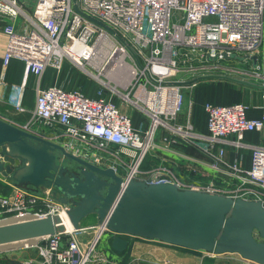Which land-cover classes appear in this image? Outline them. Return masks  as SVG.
Instances as JSON below:
<instances>
[{
  "label": "built area",
  "instance_id": "built-area-1",
  "mask_svg": "<svg viewBox=\"0 0 264 264\" xmlns=\"http://www.w3.org/2000/svg\"><path fill=\"white\" fill-rule=\"evenodd\" d=\"M30 4L31 0H0V23L8 35L4 67L13 58L25 64V81L13 84L10 95L16 110H26L28 76L34 73L38 80L35 106L25 128L48 138L33 126L62 127L72 142L101 152L99 157L91 152L97 162L113 160L108 166L124 184L136 179L198 189L177 171L178 167L196 176L204 174L199 157L176 150L183 145L200 152L226 179L239 182L231 190L212 186L202 190L231 192L235 199L264 205V146L243 142L246 132L264 129V116L250 118L249 106L242 102H206L208 133L200 132L190 122L177 121L183 96L173 79L180 71L177 46L200 51L206 61L187 70L206 71L219 67L210 56L222 59L224 53L254 54L264 49V0H35L32 14L27 9ZM174 10L183 12L180 22H172ZM66 59L98 81L94 96L77 88L41 87L46 70H60ZM133 113L139 115L140 124ZM231 135L236 136L237 147L251 148L250 168L243 166V156L227 160L226 149L218 145ZM152 152L176 167L162 163L143 169ZM67 207L53 187L38 193L15 186L0 194V219L29 212L61 214ZM106 231L98 224L57 233L37 245L40 259L26 258L20 264H108L109 258L97 249Z\"/></svg>",
  "mask_w": 264,
  "mask_h": 264
},
{
  "label": "water",
  "instance_id": "water-1",
  "mask_svg": "<svg viewBox=\"0 0 264 264\" xmlns=\"http://www.w3.org/2000/svg\"><path fill=\"white\" fill-rule=\"evenodd\" d=\"M224 58L252 59L259 55L224 53ZM214 62L219 56H210ZM208 79H228L255 88L249 81L227 75L203 74L190 85ZM0 174L17 184L56 187L71 228L60 225L61 214L25 213L0 219V252L39 245L46 238L69 230H80L95 216L111 234L110 247L125 253L131 237L157 240L164 244L217 255L238 253L243 258L264 264V205L260 201L233 198L220 193L180 189L171 183L149 184L143 180H124L114 168H103L82 158L65 146L0 117ZM64 156L80 165L71 170L58 162ZM27 161L30 167L19 175L16 164ZM260 237V238H259Z\"/></svg>",
  "mask_w": 264,
  "mask_h": 264
},
{
  "label": "crops",
  "instance_id": "crops-1",
  "mask_svg": "<svg viewBox=\"0 0 264 264\" xmlns=\"http://www.w3.org/2000/svg\"><path fill=\"white\" fill-rule=\"evenodd\" d=\"M8 45V35L3 30V24L0 23V117L14 123L20 127H25L28 122L29 118L31 117V112L35 106V99H36V89H37V76L34 73H31L26 81L25 88H24V98L23 103L26 108L25 111H18L16 110L10 102V95L13 93V84H22L25 81V64L22 60L13 58L7 68L4 67L3 61L4 56L6 53ZM240 56H245L248 53H237ZM259 55L258 58V65L254 67V62L252 59L248 58L245 60H240L236 58H222L219 59L216 63L218 64V68L214 69L213 72H216L219 75H227L233 78L235 72H241L250 70V75L253 78L254 84L259 86H264V49L260 48L256 53L251 55ZM70 61L69 59H66ZM65 60V61H66ZM71 62V61H70ZM238 68V69H236ZM54 68H48L42 78L41 87L48 88L53 85L62 86L66 89H72L69 87H65L62 84L64 82H56V78L54 77ZM215 73V74H216ZM240 80H245L243 78H236ZM185 80V81H190ZM184 81V80H183ZM210 83L211 85L205 90H198L194 93L195 99V106L194 100L190 99L189 101V110L191 109V104L193 103V108L191 110V122L194 127L203 133H208V115L204 112V107L202 103H206L202 99L203 93H205V99L209 102H213L215 104L220 105H229L238 102H243L248 104L249 108L247 114L250 118H261L264 116V98L263 92L264 88H255L248 85H244L235 81H231L228 79H208L205 80ZM247 81V80H245ZM203 82V81H202ZM250 82V81H249ZM62 83V84H61ZM215 83H223V84H215ZM83 84V83H82ZM83 87V88H82ZM81 88L78 87L77 89H82L84 93H87L86 86H82ZM214 96V97H213ZM209 98V99H207ZM226 98V99H225ZM225 100V101H224ZM245 101V102H244ZM201 107V109L199 108ZM206 114L203 119H201V115L204 116L203 112ZM186 122V121H185ZM40 126H33V130L37 131L40 134H44L50 139H54V137L61 136L63 138H68L64 135V129L60 126L53 127V128H46ZM68 138L67 141H69ZM237 140L236 136L231 135L229 136L225 142H221L218 145L223 146L226 149V158L227 160L234 162L235 160H239L241 156H243L242 164L245 168H250L252 164V151L251 148L242 147L239 148L233 141ZM243 141L247 144L252 145H262L264 146V129L262 131H249L246 132L243 138ZM77 144V143H76ZM80 147V153L82 152L81 147L83 144H77ZM177 146L176 150L180 152H185L190 155H195L201 159L200 167L204 174L202 176L193 175L190 172H186L182 168L177 167V171L180 174V177L183 180L189 179L191 182L196 183V180L202 181L205 178H212V177H221L226 179L222 174L214 170L209 164L206 163V159L204 156L189 147L184 146ZM86 151V146H85ZM164 155L173 157L175 159L178 158L176 153L166 152L163 151ZM76 154H80L75 152ZM83 156L82 154H80ZM86 156V155H85ZM157 157V156H156ZM146 162L144 161L142 168L147 170L153 168V166L160 165L162 161L160 158H146ZM169 167H176L172 162L164 163ZM186 172V173H184ZM3 176L0 174V180L3 182ZM235 180V179H232ZM188 181V180H187ZM4 183V182H3ZM239 182L235 180L234 187L237 186ZM229 184V183H228ZM2 191V189H0ZM0 191V192H1ZM10 189L8 190V192ZM3 192V191H2ZM7 192V193H8ZM97 221H93V216L87 220L83 227L91 226L95 224ZM111 234L105 233L106 244L103 246V249H100L101 252L106 255L110 262L108 264H257L250 260H246L237 254H226V255H211L205 254V252L200 251L199 253H188L183 251L179 248L174 246H170L168 244H164L157 240H139L137 237H131L129 249L125 253H118L114 251L110 247V239ZM37 248V246H34ZM35 248H23L17 250L16 255H19L20 258L18 259H26L30 257L36 256V253L29 249ZM3 257V256H2ZM2 261V260H0ZM1 264V263H0Z\"/></svg>",
  "mask_w": 264,
  "mask_h": 264
},
{
  "label": "rangeland",
  "instance_id": "rangeland-1",
  "mask_svg": "<svg viewBox=\"0 0 264 264\" xmlns=\"http://www.w3.org/2000/svg\"><path fill=\"white\" fill-rule=\"evenodd\" d=\"M33 1H35V0H31V3H32V5L30 4L31 5V9L27 8L30 14H32L31 10H32V7L34 6ZM182 15H183L182 11L174 10L173 14H172V22H180L181 18H182ZM209 20L213 21L212 19H209ZM175 58L179 62V68H180V71L173 78L175 81H183V80L185 81V80H189V79H194L197 76H200V75H203V74H215L216 73V72H213V71H206L205 69H202V70H187L190 67L199 66V65H201V64L206 62L204 60V58L201 57V52L200 51H193L189 47L177 46L175 48ZM236 69H238V68H236ZM251 73H253V72H250V70H246V71H241V72H235L233 74V76L236 77V78H243V79H245L247 81L253 82L252 80H253L254 77H252L250 75ZM54 77L56 78V82H58L57 80H59L60 82L63 81L64 84H62V83L61 84L63 86L65 85V87H69V88H78V87H80L81 88L82 86H86V91L87 90L88 91L85 94H87L89 96H94L96 94V89L98 87V81L96 79H94L93 77H91L90 75L88 76V74L83 69L77 67L75 64H73V62H70V61L66 60L60 70L54 71ZM211 84L212 83H210L208 81H205V80H203V82L199 81V82H196V83H192L190 85L179 84V85H181V90H182L181 93H182V96H183L182 107H181L180 111H178L176 113L177 114V121L179 123H189V122L192 123L191 122L192 121L191 120V116H192L191 110L193 108V103L191 104V109L189 110V101H190V99H193L194 100V106H195L194 93H196L198 88H199L198 89L199 91L202 90V89L206 90L208 88V86L211 85ZM215 84H223V83H215ZM81 91L84 93V91L82 89H81ZM203 94L204 95H202V99L205 102H209L208 100H206L204 98L205 97V93H203ZM207 99H209V98H207ZM117 101L119 102V100H117ZM242 102H243V100H242ZM202 104H203V107H204L205 103H202ZM199 108L201 109L200 106H199ZM204 112H206L205 109H204ZM204 112H203L204 116L201 115V119H203L205 117V115H206ZM133 117H134L136 123L140 124L139 115L137 113H133ZM30 120H31V117L29 118V121ZM36 126L44 127L45 125L37 124ZM40 127H36V128L40 129ZM45 127L48 128L47 126H45ZM25 129H27V128H25ZM27 130H29V129H27ZM69 138H70V140L67 141L68 138H63L61 136H57V137H54L53 141H56L57 143H59V144H61L63 146L66 145L65 147L67 148V150L70 149L68 151H70V152H72L74 154H76L75 152L80 153L79 152L80 151V147H79V145H77L79 143L76 144V142H72V138L71 137H69ZM83 145L84 146L81 147L82 152L80 153L83 156H81L80 154H76V155H78V156H80L82 158H85V159L95 163V161H96L95 158L99 157L101 152L96 151L97 150L96 148H91L90 146H86V144H83ZM85 146H86V151H85ZM182 148H184V146ZM2 151H3V147L0 146V160H3V158H4L2 156ZM92 151L94 153L98 154L97 157L92 155V153H91ZM156 153L157 152H154L153 154H149L147 157L156 159L157 158L156 157ZM100 159H101V157H100ZM146 160L147 159H145L144 161L146 162ZM58 162L61 163V164L67 165L71 170H77L78 172L80 171V165L79 164H77L73 160H69L68 158H66L64 156H58ZM112 163H113V160L106 161L105 159L104 160L102 159L101 161H98V162L96 161V164L101 166V167H103V168L109 167L108 165H110ZM162 163H166V162H160V164H162ZM22 165H23V163L21 161H19L16 164L17 167H20ZM184 173H186V172H184ZM2 180H4L3 182H4V184H6L5 186L8 189H11L12 187H15V186H22L24 188L30 189V190H32L34 192H38V193L39 192H43V189H44V186L35 187V186L30 185V184H17L15 180L6 178L5 176H3ZM186 181L189 182L191 180L186 178ZM0 182H2V181L0 180ZM195 184L198 185L199 187H198V189H194V190L204 191V190H202V189H204L203 187H208V186H212L214 188H219V189H224V190L225 189L226 190H231V189L234 188L235 180H227L226 181L224 178H221V177H217V178L216 177H212V178H205L202 181L196 180ZM53 189H54V191H56V190L58 191V189H56V187H54V186H53ZM189 189H191V188H189ZM229 193H228V196L232 197L233 194L231 192H229ZM57 196H58V199L61 201V199H60L61 195H60L59 191L57 193ZM66 205L68 206L67 209H66V211H67L70 206L68 204H66ZM94 219H95V221H97L95 216H93V221H94ZM98 224L99 223L96 222L93 225H98ZM106 233H109V231H106ZM104 237H105V233L102 234V236H101V238L99 240L100 242L97 245L98 251H100V249H103V246L106 244V238H104ZM137 239L145 240V239H141V238H137ZM31 248H35V247H31ZM29 250H32L33 252L36 253V256L30 257V258L36 259V260L40 259V255L38 253V247L35 248V249H29ZM183 251H186L188 253H199L200 252V251H191V250H183ZM15 252H17V250L9 251V252H0V260H2V261H0V263L1 264H20L21 260H23V259H18V258H20V256L16 255ZM202 252H205V254L217 255V254H214V253H211V252H207V251H202ZM101 253L104 254L103 252H101ZM226 254H237V255L241 256L238 253H225L223 255H226ZM220 255H222V254H220ZM246 260H248V259H246Z\"/></svg>",
  "mask_w": 264,
  "mask_h": 264
},
{
  "label": "bare ground",
  "instance_id": "bare-ground-1",
  "mask_svg": "<svg viewBox=\"0 0 264 264\" xmlns=\"http://www.w3.org/2000/svg\"><path fill=\"white\" fill-rule=\"evenodd\" d=\"M29 167H30V162L27 161L26 164L20 168L19 175L27 172ZM59 223H60V225L64 226L65 228H68V229H70L72 227L71 222H70L69 217H68V214L66 212L61 213L60 218H59Z\"/></svg>",
  "mask_w": 264,
  "mask_h": 264
},
{
  "label": "trees",
  "instance_id": "trees-1",
  "mask_svg": "<svg viewBox=\"0 0 264 264\" xmlns=\"http://www.w3.org/2000/svg\"><path fill=\"white\" fill-rule=\"evenodd\" d=\"M6 184H4L3 182H0V189H2V191L0 192V194H3V195H6L7 194V192H8V188L5 186ZM110 242H111V239H110ZM171 246V245H170ZM174 247H176V246H174ZM176 248H179V249H181V250H189V249H186V248H181V247H176ZM191 251H193V250H191Z\"/></svg>",
  "mask_w": 264,
  "mask_h": 264
},
{
  "label": "flooded vegetation",
  "instance_id": "flooded-vegetation-1",
  "mask_svg": "<svg viewBox=\"0 0 264 264\" xmlns=\"http://www.w3.org/2000/svg\"><path fill=\"white\" fill-rule=\"evenodd\" d=\"M54 193H55V195L57 196V193H58V191L56 190V191H54ZM59 195V194H58ZM61 195V194H60ZM58 197V196H57Z\"/></svg>",
  "mask_w": 264,
  "mask_h": 264
}]
</instances>
